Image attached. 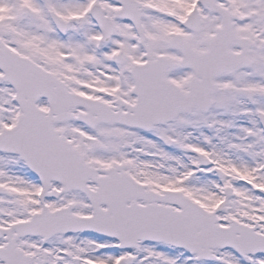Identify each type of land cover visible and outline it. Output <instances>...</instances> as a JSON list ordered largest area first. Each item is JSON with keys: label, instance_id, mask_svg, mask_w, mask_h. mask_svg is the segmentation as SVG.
Instances as JSON below:
<instances>
[{"label": "snow or ice", "instance_id": "6c2138e0", "mask_svg": "<svg viewBox=\"0 0 264 264\" xmlns=\"http://www.w3.org/2000/svg\"><path fill=\"white\" fill-rule=\"evenodd\" d=\"M0 264H264V0H0Z\"/></svg>", "mask_w": 264, "mask_h": 264}]
</instances>
